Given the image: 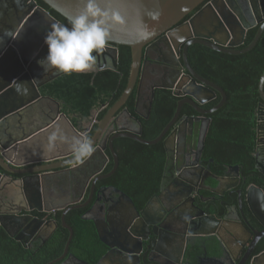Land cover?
Wrapping results in <instances>:
<instances>
[{
  "label": "water",
  "instance_id": "water-1",
  "mask_svg": "<svg viewBox=\"0 0 264 264\" xmlns=\"http://www.w3.org/2000/svg\"><path fill=\"white\" fill-rule=\"evenodd\" d=\"M42 1L64 18L79 15L84 10L87 2V0ZM246 1L255 15L254 20H246L241 9L242 6L239 4L241 0H97L100 7L118 12L126 22L110 25L111 32L108 45L103 52L94 53L97 56L95 64L97 71L116 70L118 68V45L131 48L132 63L127 87L120 98L98 122L96 131L88 139L86 133L73 123L71 116L61 109L59 101L42 92V88L48 82L63 74L55 70H49L46 74L40 76L33 69L37 59L48 50L44 38L51 29V25L53 23H65L53 16L37 0H20L19 4L16 0H0L2 31L9 29V32H11L9 42L0 48V167L7 177L17 179L19 175H22L19 179L23 180V189L16 199H13L14 195H11L8 189L4 187L5 193L3 198L0 199V226L16 240H21L20 236H15L11 231L12 228L15 227L23 232L31 228L34 233H37L45 223V220L33 217V214L29 213L31 210L48 212L62 210V225L70 232V235L62 256L54 262L66 256L69 260L72 256L69 250L74 230L66 222V214L71 209L83 206L76 204L80 199L67 203L55 201L49 205L48 201L44 200L39 194L38 187L28 184L26 179L43 171L58 170L68 165L75 167L77 163H70L73 160L72 144L74 139L87 138L91 141L93 148L95 146L99 148L101 145L105 156L106 149L111 152L114 159L113 169L108 174L97 178V180L112 176L119 166V156L114 148L116 138L129 137L148 145L163 141L169 156L171 152L169 146L172 145L171 142L174 141L178 129H180L175 127V124L179 122L185 104L191 105L200 114L209 115L224 106L228 98L223 87L201 76L192 67L188 60L189 47L193 44H201L232 55L251 51L264 33V0ZM199 7L201 8L198 9ZM195 10L197 11L187 21L183 22ZM1 13L5 16L1 17ZM153 16L157 18L153 19ZM257 25L260 26L252 42L245 48H239L244 44L248 31ZM2 31H0V36L4 34ZM155 48H158L160 53L158 61L164 62L168 66H177L178 69L168 76L167 81L152 85L149 101L145 104V118H149L151 114L156 88L171 89L175 95L182 98L178 101L177 109L171 121L158 137L150 140L142 137L143 125L141 121L124 106L135 87L139 85L136 102L138 110L142 99L141 84L145 65L149 59V51ZM17 84H25L28 93L26 95L18 93L16 90ZM218 93L222 98L216 106L210 109L202 107L203 104L217 98ZM259 93L262 101L257 108L256 146L258 149L260 146H264V122L261 119L262 114H264V73L259 81ZM35 113H40L44 120L36 123L33 120ZM123 114H127L129 119L135 120L138 129L123 126L116 127L103 136L104 130L109 124L114 127L115 124L121 121ZM190 119L199 121L202 118L192 116ZM173 127L175 128L171 131ZM53 133L57 134L58 139L55 141V146L50 147L49 136ZM205 137L206 133L202 141L203 148ZM95 149L79 165L90 161ZM258 156L257 152V158ZM67 157H70L67 161L62 160ZM33 163L47 164L35 169H28L27 166ZM256 167L264 174L258 161ZM229 168L235 171L239 169L238 166H229ZM229 179H236V177H230ZM215 180L217 182L215 187H219L221 180L219 178H215ZM96 181L94 182L96 183ZM95 183L92 185L89 200L93 197ZM116 190L128 202L132 203V199L125 192L120 189ZM245 191L246 201L251 212L264 226L263 188L252 184ZM20 198L22 199V206H19L21 201L15 206V200ZM232 213L237 214L239 219H231L230 215ZM243 215V199L240 196L239 204H230L226 207V215L223 218L218 217L216 214L204 215V211L200 209L198 215H196L197 218L201 216L198 219L199 222L193 218L190 224H196L193 228L194 233L213 235L218 238L219 244L212 249L214 257H217L225 251L224 241L219 232L220 227L223 226L228 232L237 237L240 224L246 230H249ZM52 223L56 227L58 226L55 221ZM95 225L98 227L103 242L113 246L103 238L99 224L95 222ZM249 231L251 245L248 246L245 256L251 255L256 245L264 238V231ZM192 233L189 232L190 235ZM134 236L137 237V234H134ZM137 239L141 241L139 237ZM139 241L133 244L141 248L142 243ZM116 246L121 251H127L128 249L119 243ZM130 251L138 253L136 248ZM206 256L207 253L203 257ZM74 257L79 259L77 256ZM199 259L198 262H200ZM255 259L258 261L253 264H264V253L256 256ZM189 262L190 259L187 263Z\"/></svg>",
  "mask_w": 264,
  "mask_h": 264
},
{
  "label": "flooded vegetation",
  "instance_id": "flooded-vegetation-1",
  "mask_svg": "<svg viewBox=\"0 0 264 264\" xmlns=\"http://www.w3.org/2000/svg\"><path fill=\"white\" fill-rule=\"evenodd\" d=\"M239 4L242 6L241 9L246 20H254L255 15L247 1L241 0ZM2 30L0 27V31ZM9 31V29L2 31L4 34L0 36V48L9 42L11 36L8 35V33H11ZM158 48L149 51V59L145 65L141 84L142 99L138 107L139 112L141 110L146 112L145 102L150 97L149 93H151L152 85L167 81L168 76L178 69L177 66H168L164 62L158 61L160 56ZM47 52L48 50L37 59L33 67L35 73L40 76L49 71H44L39 64V60L44 58ZM106 105L107 103H103L98 113L89 118L92 120L90 126L82 129L88 139L93 127L98 126L100 121L98 115ZM62 110L64 111V109ZM257 114L258 111L256 112V119L258 120ZM192 116L201 117L202 119L199 121L191 120L190 117ZM261 119L264 122V114H262ZM33 120L39 123L44 118L41 117L40 113H35ZM209 120L211 122L209 115L200 113L186 114L180 117L179 122L175 124V127L180 129H178L174 141L171 142L172 145L169 146L171 152L169 156L167 155L165 178L163 179V174L159 192L153 195L142 207L134 200L133 196L113 185L109 181L111 176L97 180L100 176L111 172L113 167L111 170L107 169L112 160L114 166L111 152L106 149L105 156L101 145L99 148H96L97 146L93 148L96 149L90 161L83 165H79L80 163H77L75 167L68 165L58 170L39 172L35 176L27 178L26 182L38 187L39 194L44 200L48 201L49 205L55 201L67 203L80 199L76 204L83 206L69 210L66 214V222L67 215L72 210L81 209L83 211L82 218L94 223L98 236L97 244L90 250L91 258L69 250L72 255L69 260L66 256L54 262L62 256V253L46 264H186L189 259L190 262L187 264H253L258 261L255 257L264 253V248L259 249L264 243V238L256 245L251 255L245 256L248 246L251 245L249 230L264 231V226L251 212L246 201L245 190L252 184L260 186L264 190V174L256 167L258 161L260 168L264 171V146H260L259 149L255 146L254 169L250 173L246 172L243 164L222 165L213 157L207 158L204 154L205 146L203 148L202 141L205 133L207 134ZM122 126L138 129L137 122L129 119L127 114H123L121 121L115 124L114 127L109 124L104 130L103 136L114 128ZM257 152L259 154L258 158ZM68 158L70 157L62 160L67 161ZM46 164L33 163L29 164L27 168L35 169ZM229 166H238L239 169L237 171L228 169ZM0 172H2L0 173V199L3 198L5 193L4 187L8 189L11 195H14L13 199L18 198L23 189V180L19 179L22 175H19L17 179L7 177L1 167ZM230 177H236V179L230 180ZM215 178L221 180L219 187H215L217 184ZM254 179L257 181L254 182ZM93 183H95L94 194L92 199L89 200ZM116 189L125 192L132 199L133 204L122 197ZM240 196L243 199V219L249 230H246L240 224L239 233L236 237L221 226L219 232L224 241L225 251L214 257L212 249L219 244L218 238L213 235L194 233L193 228L196 224L191 225L190 222L193 218L197 220L201 218V216L198 218L196 216L200 209L204 211V215L216 214L218 217L223 218L226 215V207L230 204H239ZM21 198L15 200V206L20 201L21 205L19 206H22ZM29 213L33 214V217L45 220L42 228L37 233H34L31 228L23 232L14 227L11 231L15 236L21 237L19 241H22L30 249H34L35 252L43 249L47 250L52 239L59 234V227H63L62 210L48 212L34 209ZM230 218L238 220L239 216L232 213ZM54 221L58 224L57 227L52 223ZM95 222L99 224L103 238L113 246L103 242ZM189 232L194 234L190 235ZM134 234H137L141 241ZM138 241L142 243L141 248L133 244ZM118 243L127 247L129 252L118 250L116 246ZM135 248L138 253L130 251ZM206 253L207 256L204 258L203 256ZM66 259L67 261L64 263ZM198 259L200 262H198Z\"/></svg>",
  "mask_w": 264,
  "mask_h": 264
},
{
  "label": "trees",
  "instance_id": "trees-1",
  "mask_svg": "<svg viewBox=\"0 0 264 264\" xmlns=\"http://www.w3.org/2000/svg\"><path fill=\"white\" fill-rule=\"evenodd\" d=\"M37 1L58 20L67 24L66 18L42 0ZM197 10L183 21L188 20ZM259 26L248 31L244 44L239 48H245L252 42ZM118 48L119 63L116 70L63 74L48 82L42 88L43 94L64 102L63 109L67 114L69 111L81 113L85 117L91 115L93 108L107 103L98 115V119L101 120L124 92L130 76L131 48L124 45H118ZM188 60L201 76L223 87L228 96L224 106L209 114L211 122L205 137V156L213 157L222 165L240 163L244 165L246 172H253L256 112L262 101L259 81L264 73V33L251 51L239 55L226 54L201 44H193L188 50ZM138 87V85L135 87L124 107L141 121L142 137L155 139L173 118L178 101L182 97L175 95L171 89L156 88L151 114L149 118H145L146 112L141 113L136 108ZM221 98L218 93L217 98L202 107L213 108ZM186 114L198 113L189 104H185L181 116ZM73 123L76 124L74 120ZM96 128L97 125L89 133V138L93 136ZM114 148L119 156V166L109 181L133 196L142 207L159 192L168 155L165 144L160 141L148 145L129 137H119L114 140ZM112 167L113 160L107 170H111ZM82 213L81 209H75L67 215V222L74 230L70 251L91 258L90 250L97 244L98 236L94 223L82 218ZM59 229V234L52 239L47 250L35 252L22 241L10 236L0 226V264H46L57 258L64 252L70 235L66 228L60 226ZM263 248L264 243L259 249Z\"/></svg>",
  "mask_w": 264,
  "mask_h": 264
},
{
  "label": "clouds",
  "instance_id": "clouds-1",
  "mask_svg": "<svg viewBox=\"0 0 264 264\" xmlns=\"http://www.w3.org/2000/svg\"><path fill=\"white\" fill-rule=\"evenodd\" d=\"M16 2L19 4L20 0ZM155 18L157 17L153 16V19ZM66 19L67 24L53 23L44 38L48 52L39 60L44 71L55 70L71 75L92 70L97 62L94 53L103 52L109 43L110 25L126 23L118 12L100 7L97 0H87L79 15ZM16 90L24 95L28 93L25 84H17ZM57 139L56 133L49 136L50 147L55 146ZM72 151L73 160L70 163H82L91 155L92 143L87 138L74 139Z\"/></svg>",
  "mask_w": 264,
  "mask_h": 264
},
{
  "label": "crops",
  "instance_id": "crops-1",
  "mask_svg": "<svg viewBox=\"0 0 264 264\" xmlns=\"http://www.w3.org/2000/svg\"><path fill=\"white\" fill-rule=\"evenodd\" d=\"M3 13H1V17H3ZM5 16V15H4ZM0 27H2V24L0 25ZM95 67V66H94ZM90 71H94V72H96V69H92V70H90ZM90 71H87V72H90ZM50 96V95H49ZM54 99H56L55 97H53ZM57 101H59V103H60V106L62 107V109L64 108V106H65V104H64V102H62V101H60V100H58V99H56ZM100 107L101 106H98V107H95V108H93L92 109V111H91V115L89 116V117H85L84 115H82L81 113H74V112H69L68 111V114L71 116V118H72V120H74L75 121V125L79 128V129H83V128H88L89 126H90V124H91V122L90 123H88L87 125H85L86 124V121H87V119H89L90 117H94L97 113H98V111L100 110ZM139 109V108H138ZM143 110H141V112H142ZM84 122H85V124H84ZM83 124H84V126H83Z\"/></svg>",
  "mask_w": 264,
  "mask_h": 264
},
{
  "label": "rangeland",
  "instance_id": "rangeland-1",
  "mask_svg": "<svg viewBox=\"0 0 264 264\" xmlns=\"http://www.w3.org/2000/svg\"><path fill=\"white\" fill-rule=\"evenodd\" d=\"M94 69H95V67H93V70H94ZM149 94H150V93H149ZM147 101H148V98H147L145 104L147 103ZM91 121H92L91 119H87L86 124H85V122H84V124L87 125V124L90 123ZM84 124H83V126H84ZM84 127H85V126H84Z\"/></svg>",
  "mask_w": 264,
  "mask_h": 264
}]
</instances>
